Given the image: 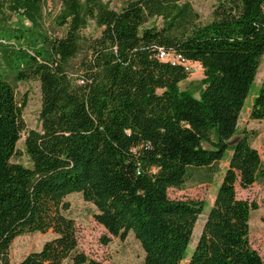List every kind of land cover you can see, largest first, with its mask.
<instances>
[{"label":"trees","instance_id":"obj_1","mask_svg":"<svg viewBox=\"0 0 264 264\" xmlns=\"http://www.w3.org/2000/svg\"><path fill=\"white\" fill-rule=\"evenodd\" d=\"M44 0H0L34 24ZM54 24L60 36L41 45L0 40V264H105L77 251L64 198L79 193L107 236L132 233L140 264H264L249 244L252 203L236 186H264V164L247 136L233 146L237 123L264 54V0H217L199 25L188 2L125 0L119 10L101 0H61ZM160 19L159 24L150 20ZM98 34L83 35L89 22ZM23 39V35L12 37ZM9 37V38H10ZM198 63L203 89L180 91L183 65L162 62L158 50ZM81 50L76 82L66 64ZM39 83L40 129L24 135L16 84ZM251 120H264V76L251 102ZM231 152L191 255L187 248L204 203L174 199L198 169ZM24 155L28 165L13 161ZM51 231L54 238L17 263L7 260L21 235Z\"/></svg>","mask_w":264,"mask_h":264},{"label":"rangeland","instance_id":"obj_2","mask_svg":"<svg viewBox=\"0 0 264 264\" xmlns=\"http://www.w3.org/2000/svg\"><path fill=\"white\" fill-rule=\"evenodd\" d=\"M124 1L101 0L103 4L115 10H119ZM182 2H188L191 5L196 14V23L204 25L211 20L212 10L217 0H182ZM61 9V0H44L40 7L42 20H37L34 24L21 11L13 10L9 2H2L0 7V40L9 39L10 42H19L23 47L29 48L32 45H41V35L43 33L50 37L60 36L63 33V29L58 28L54 24V18ZM152 22L159 24L160 19L150 20L149 24ZM82 34L95 36L98 34V30L94 27V23L90 21L88 26L83 29ZM20 35L24 37L21 40L10 37ZM87 58L88 54L86 51L81 50L74 59H71L66 64L68 75L76 82L82 74L81 62ZM263 76L264 54L260 58L249 96L240 113L234 137L247 136L250 145L257 150L264 164V120L255 121L249 117L252 99L258 93ZM178 87L180 91L188 92L198 98L200 91L203 89L202 71L189 75ZM15 94L18 102H25V107L22 109V120L25 130L21 133V138L17 144V149L22 151L25 133L31 129H40L39 110L41 96L39 83L35 80L19 82L16 84ZM230 155L231 152L227 151L225 158L211 167V171L208 169L192 171L191 176L182 189H170L168 191V195L171 198L195 199L204 203L203 212L198 217L193 228L191 241L187 248V257L194 250L206 215L213 203L217 187L227 168ZM13 161L28 165L24 155L13 158ZM236 196L256 206L250 212L248 239L251 248L257 252L264 262V186L259 181L245 190H241L236 186ZM64 202L68 205V209L64 214L74 222L78 252L83 253L87 258L105 264H140L142 262L143 251L132 233H129L124 240L109 237L107 241L103 242L102 237L107 235L104 229L93 220L94 207L90 203L85 202L79 193L68 195L64 198ZM53 238L54 234L51 231L44 234L33 233L16 237L7 252L8 262L17 263L21 261L29 253L39 251L46 241ZM62 264L73 263L70 259H67ZM181 264H187V260L182 261Z\"/></svg>","mask_w":264,"mask_h":264},{"label":"built area","instance_id":"obj_3","mask_svg":"<svg viewBox=\"0 0 264 264\" xmlns=\"http://www.w3.org/2000/svg\"><path fill=\"white\" fill-rule=\"evenodd\" d=\"M158 59L162 62L168 61H175L179 64H183V69L185 72H187L189 75L197 72L202 71L200 65L198 63L190 62L187 60H184L180 55L176 54L173 51H167L163 49L158 50Z\"/></svg>","mask_w":264,"mask_h":264},{"label":"water","instance_id":"obj_4","mask_svg":"<svg viewBox=\"0 0 264 264\" xmlns=\"http://www.w3.org/2000/svg\"><path fill=\"white\" fill-rule=\"evenodd\" d=\"M240 139H241V137H239V138H236V137L231 138V139L227 142V145L231 147V146H233L235 143H237Z\"/></svg>","mask_w":264,"mask_h":264},{"label":"bare ground","instance_id":"obj_5","mask_svg":"<svg viewBox=\"0 0 264 264\" xmlns=\"http://www.w3.org/2000/svg\"><path fill=\"white\" fill-rule=\"evenodd\" d=\"M169 62H172V63H178V62H175V61H169ZM183 65V64H182Z\"/></svg>","mask_w":264,"mask_h":264}]
</instances>
